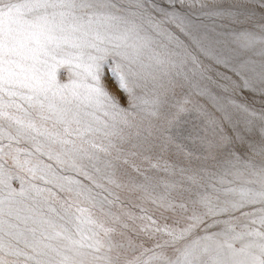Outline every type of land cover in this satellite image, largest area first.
Masks as SVG:
<instances>
[{
	"label": "snow or ice",
	"instance_id": "1",
	"mask_svg": "<svg viewBox=\"0 0 264 264\" xmlns=\"http://www.w3.org/2000/svg\"><path fill=\"white\" fill-rule=\"evenodd\" d=\"M0 264H264V0H0Z\"/></svg>",
	"mask_w": 264,
	"mask_h": 264
}]
</instances>
